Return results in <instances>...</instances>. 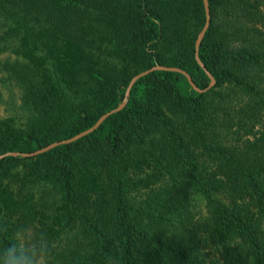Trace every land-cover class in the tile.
Wrapping results in <instances>:
<instances>
[{
  "label": "trees",
  "instance_id": "1",
  "mask_svg": "<svg viewBox=\"0 0 264 264\" xmlns=\"http://www.w3.org/2000/svg\"><path fill=\"white\" fill-rule=\"evenodd\" d=\"M209 5L216 87L152 72L96 132L0 161L3 243L71 232L52 264H264V0ZM205 22L203 0H0V57L22 66L0 155L88 130L157 66L206 89Z\"/></svg>",
  "mask_w": 264,
  "mask_h": 264
},
{
  "label": "water",
  "instance_id": "2",
  "mask_svg": "<svg viewBox=\"0 0 264 264\" xmlns=\"http://www.w3.org/2000/svg\"><path fill=\"white\" fill-rule=\"evenodd\" d=\"M204 2V7H205V12H206V22L205 25L202 29V31L200 32L199 36H198V40L196 42V53H195V59L196 62L198 63L199 67L203 70V72L206 73V75L209 77L210 80V84L206 89H200L194 82L193 77L186 72L185 70H182L181 68H176V67H154L151 68L149 70H146L144 72H141L140 74L136 75L135 77H133V79L131 80V82L129 83V86L126 90L125 93V98L124 101L115 109L105 113L97 122L94 126H92L91 128H89L88 130L70 138L67 140H63L60 142H55L53 144H50L48 146H46L45 148H42L40 150H37L35 152L32 153H20V152H8L6 154L0 155V161L4 160L7 157H23V158H33V157H37L40 155H43L45 153H48L52 150H54L55 148L62 146V145H69L72 143H75L81 139H83L84 137L96 132L111 116L121 112L127 105L128 103V98L130 97V94L134 88V86L137 84L138 81H140L142 78L148 76L149 74H151L152 72L155 71H166V72H173V73H179L181 75H183L189 85L192 87V89L194 91H196L199 94H204L209 92L210 90H212L213 88L216 87V80L215 78L212 76V74L206 69L204 63L202 62L200 55H199V51H200V47L201 44L203 42V39L206 35V33L208 32L210 26H211V12H210V5H209V0H203Z\"/></svg>",
  "mask_w": 264,
  "mask_h": 264
},
{
  "label": "clouds",
  "instance_id": "3",
  "mask_svg": "<svg viewBox=\"0 0 264 264\" xmlns=\"http://www.w3.org/2000/svg\"><path fill=\"white\" fill-rule=\"evenodd\" d=\"M0 264H52L50 242L42 233L19 228L9 243L0 240Z\"/></svg>",
  "mask_w": 264,
  "mask_h": 264
},
{
  "label": "rangeland",
  "instance_id": "4",
  "mask_svg": "<svg viewBox=\"0 0 264 264\" xmlns=\"http://www.w3.org/2000/svg\"><path fill=\"white\" fill-rule=\"evenodd\" d=\"M3 58L4 57H0V117H6L13 114L19 110L21 104V91L17 86L16 78L19 80L22 66L15 63L17 61L15 58H11L10 61H6L5 58ZM14 64H16L17 67L14 69L10 68L11 65ZM9 77H11V80ZM29 231L34 232L32 230ZM71 238V232L65 234L61 238V241L52 245V252L54 253L56 251L58 252V250H63L69 244Z\"/></svg>",
  "mask_w": 264,
  "mask_h": 264
}]
</instances>
